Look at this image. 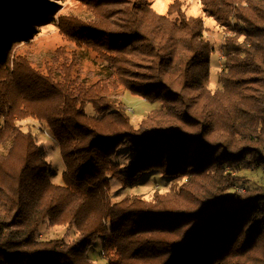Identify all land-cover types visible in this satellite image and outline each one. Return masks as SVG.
Wrapping results in <instances>:
<instances>
[{"label":"trees","instance_id":"trees-1","mask_svg":"<svg viewBox=\"0 0 264 264\" xmlns=\"http://www.w3.org/2000/svg\"><path fill=\"white\" fill-rule=\"evenodd\" d=\"M21 1L36 4L0 0V264H97L101 237L106 264H264V0H199L222 29L214 90L215 47L180 0L164 15L147 0H84L85 18L62 19L70 51L36 66L14 53L29 39ZM127 94L152 107L137 128ZM25 119L57 143L62 185ZM147 178L169 189L111 202L112 179ZM45 224L78 236L39 240Z\"/></svg>","mask_w":264,"mask_h":264},{"label":"rangeland","instance_id":"rangeland-1","mask_svg":"<svg viewBox=\"0 0 264 264\" xmlns=\"http://www.w3.org/2000/svg\"><path fill=\"white\" fill-rule=\"evenodd\" d=\"M82 1L84 0H36V4L39 6H36L35 4L33 9L32 6L28 5L25 1H21V8H23L25 12L24 16L27 15L25 17L26 19L23 20L26 23L29 22L23 31L27 32L26 38L29 39L22 38L20 46H18L14 51L15 55L31 58V62H35L34 65L36 66L50 60L58 48H64L66 52H69L72 46H70L60 33V27L63 23L62 19H67L70 16L85 18V7ZM147 1L157 14L164 15L167 14L169 5L174 0ZM180 2L182 9L187 13V15L203 18L204 26L206 27L205 34L207 38L212 40L213 46L215 47V52L211 55V76L209 81V88L214 90L218 86V75L222 68L219 60L223 54L218 47L222 39V29L216 27L212 19L204 18L202 16L199 0H180ZM36 9H43V14L36 13ZM41 14L44 17L47 14V21L44 20ZM35 17L38 20H41V22L30 23V20H34ZM27 28H30V31H26L25 29ZM125 102L127 108L130 109L132 123L134 127L137 128L141 120L151 112L152 107L141 98L132 97L128 94L125 95ZM18 125L21 126L24 131H30L34 134L39 143L43 145L47 154V162L50 166V180L55 185H62V175L65 168L58 145L53 137H51L49 129L34 119L22 120L18 122ZM126 147L121 148L117 152L116 157L113 159L114 162L119 163L121 166L125 165L131 157L130 149ZM2 151L5 153L7 148L2 147ZM139 184L140 185L134 189H126L122 187L117 180L112 179L111 189L109 191L111 202H118L126 196L133 195H139L146 200H150L156 190L165 192L170 186V182L167 184L164 180H162L160 182L161 187H159L153 178L144 179ZM77 236L78 232L74 227H50L45 224L41 228L38 238L42 241L57 239L62 240L65 243H69ZM103 243V238H98L96 243L88 251L89 258L97 264H106V261L100 255Z\"/></svg>","mask_w":264,"mask_h":264},{"label":"built area","instance_id":"built-area-1","mask_svg":"<svg viewBox=\"0 0 264 264\" xmlns=\"http://www.w3.org/2000/svg\"><path fill=\"white\" fill-rule=\"evenodd\" d=\"M222 58H223V56L220 57V59H222Z\"/></svg>","mask_w":264,"mask_h":264}]
</instances>
